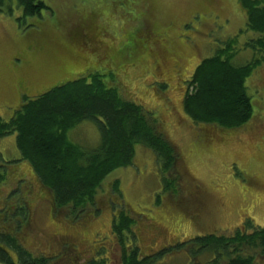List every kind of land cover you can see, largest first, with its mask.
Masks as SVG:
<instances>
[{
	"label": "rangeland",
	"instance_id": "374dc122",
	"mask_svg": "<svg viewBox=\"0 0 264 264\" xmlns=\"http://www.w3.org/2000/svg\"><path fill=\"white\" fill-rule=\"evenodd\" d=\"M42 1L48 9L34 18L24 17L16 1L0 6V117L10 121L20 108L21 80L30 85L26 94L32 99L77 79L87 67H99L124 98L158 119V129L179 157V193L173 197L164 192L156 155L136 145L133 165L105 179L88 214L72 220L63 210L55 216L51 194L34 184V172L21 161L17 135L12 134L0 139V166L9 176L0 186V228L13 213L6 203L15 202L17 183L32 218L17 229V236L34 255L54 258L52 264H87L94 258L87 248L106 252L108 264H119L121 250L112 224L122 209L134 219L133 235H128L142 257L196 237L232 236L248 221L264 228V67L247 80L249 87L254 77L250 94L255 115L243 129L194 124L183 107L186 82L203 60L230 39L236 38L242 49L256 37L246 30L239 0ZM252 57L242 49L236 63ZM68 138L85 151L101 142L93 121L80 123ZM117 180L121 196L113 191ZM20 203L17 210H24L27 204ZM17 222H8L12 232ZM69 244L76 252L81 248L78 255L64 249ZM174 252L179 253L153 264H194L184 249ZM210 258H201L202 264ZM256 263L264 264V259L258 257Z\"/></svg>",
	"mask_w": 264,
	"mask_h": 264
},
{
	"label": "trees",
	"instance_id": "16d2710c",
	"mask_svg": "<svg viewBox=\"0 0 264 264\" xmlns=\"http://www.w3.org/2000/svg\"><path fill=\"white\" fill-rule=\"evenodd\" d=\"M13 1L26 18L39 17L48 9L42 0H0V6ZM239 3L246 13V30L256 35L242 49L250 50L253 57L245 64L236 63L242 49L233 38L198 65L187 81L183 101L185 114L194 124L235 131L243 129L254 118V100L250 94L254 77L249 87L247 80L264 67V0H239ZM98 69L87 67L77 79L50 88L32 99L25 95L10 121L0 117V139L17 135L21 161L30 166L38 185L51 194L53 214L68 210L67 218L72 220L80 219L96 205L98 191L112 172L133 165L136 145L156 155L164 192L173 197L179 193V177L175 173L179 157L164 132L158 129V119H154L152 111L147 112L143 106L124 98ZM161 88L164 90L166 86ZM84 121L96 122L101 134L99 146L90 151L68 138L69 132ZM0 160H3L1 155ZM2 168L0 166V170ZM6 178L5 171H0V185ZM113 191L121 196L118 180L113 184ZM26 214L27 211L24 216ZM133 225L134 219L124 214L123 209L119 215H114L112 232L124 250L122 264H153L182 249L194 264H202L204 256H211L204 264H257L258 257L264 259V228L251 221L232 236L196 237L166 249L156 258L144 260L137 248L126 252L127 234H133ZM0 243L17 256L16 263L11 253L0 247L3 264H52V259L26 251L15 236L3 234Z\"/></svg>",
	"mask_w": 264,
	"mask_h": 264
},
{
	"label": "flooded vegetation",
	"instance_id": "af4514ba",
	"mask_svg": "<svg viewBox=\"0 0 264 264\" xmlns=\"http://www.w3.org/2000/svg\"><path fill=\"white\" fill-rule=\"evenodd\" d=\"M187 83V82H186ZM20 94H19V96H18V98L19 99H23V97L26 95L27 96V94L26 93H29V92H31V87H30V85H28L27 83H26V81H24V80H21V84H20ZM1 171V173H3V171L2 170H0ZM30 172H32V171H30ZM6 174V173H5ZM7 175V174H6ZM31 176H32V178L31 179H33V181H34V184H36L37 183V181H36V177H35V175L33 174H31ZM7 177L9 178V176L7 175ZM7 179V178H6ZM7 181H8V179H7ZM7 181H5L4 183H2L1 185H3V184H5ZM32 181V180H31ZM38 184V183H37ZM0 185V186H1ZM29 187V186H28ZM27 187V188H28ZM20 188V186H19V184L17 183L16 184V187L14 188L15 189V191L17 190L18 192L14 195L16 198H15V202L13 203V204H11V205H8L6 202V206L8 207V208H11V206H12V208H14V209H12L13 210V213H12V215H11V217L9 218V220H7L4 224H1V228H0V236L1 235H3V234H7V235H12V236H15L18 240H19V243H20V245L26 250V251H28V252H30V253H32V251H30L29 249H27L26 247H25V245H24V243H23V240L21 239V238H19V236H17V229L18 228H21L22 227V225H25L26 226V220L29 222L30 220H32V218L30 217V212H29V204H28V201H27V198H26V195H24L25 194V192L22 190H20L19 189ZM21 202L20 204H22V203H24V205H26V207H25V209L24 210H17V204H18V202ZM26 202V203H25ZM25 211H27V214L24 216V212ZM28 217V218H27ZM27 218V219H26ZM14 219H17L18 220V222L17 223H15V227L13 228L14 229V232H12L11 230H10V226L8 225V222H10V221H12V220H14ZM113 219H114V217H113ZM2 221V220H1ZM21 224V225H20ZM20 225V226H19ZM133 227V226H132ZM132 233H133V231H132ZM133 235V234H132ZM127 243H126V252H131L132 251V249H134V248H137L138 249V251L140 252V257H141V259L142 260H144V259H146V258H150V259H153V258H156L158 255H160L161 253H163V252H165V250L166 249H168V248H163V249H161L157 254H153V255H150V256H146V257H142V255H141V251H140V249L137 247V245L136 244H134L133 242H131L130 243V236L127 234ZM225 236H229V235H227V234H225ZM114 241L117 243V245L119 246V248H120V250H121V254H120V261H119V264H122V258H123V255H124V250H122V247H121V245H120V243H119V239L114 235ZM192 240V239H191ZM65 242H67V243H70V244H72V243H74V242H71V241H65ZM86 243H87V241H85ZM115 242H114V244H115ZM133 243V244H132ZM66 245V247L64 248L67 252H73L74 254L76 253L77 255H78V253L77 252H80L81 251V248H79V247H77V252L75 251V250H73L72 249V247H71V245ZM114 244H113V246H114ZM0 245H1V243H0ZM75 245H77L76 243H75ZM3 246V245H2ZM2 246H0V247H2ZM78 246V245H77ZM81 246H85V245H81ZM3 248H5L4 246H3ZM7 251L6 252H13V251H11V250H9V248H5ZM90 249V248H89ZM88 248L86 249L87 251L86 252H88V254H90L91 256H93L94 258L92 259V260H90V262H88L87 264H92L93 262H100V261H105L106 262V264H108L107 263V260H108V258L107 257H105L106 256V252L105 253H103V254H101V253H91V251L89 250ZM145 249V248H144ZM65 250H64V252H65ZM185 252H187L186 250H184ZM146 252H149V251H146ZM176 253H179V252H174V253H171L172 255H176ZM99 254H101V255H99ZM171 254H169V255H171ZM32 255H34L33 253H32ZM11 256L15 259L14 261L17 263V256L15 255V254H13V253H11ZM35 256H37L38 257V255H35ZM40 256H43V257H46V258H49V259H52V263H53V261H54V258H51V257H48V256H44V255H40ZM189 256V255H188ZM87 260V259H86ZM158 261V260H157Z\"/></svg>",
	"mask_w": 264,
	"mask_h": 264
}]
</instances>
